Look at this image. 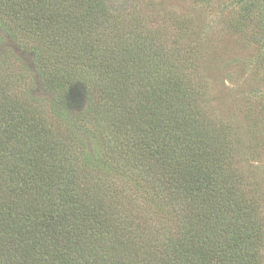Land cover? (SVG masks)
Masks as SVG:
<instances>
[{"label":"trees","instance_id":"obj_1","mask_svg":"<svg viewBox=\"0 0 264 264\" xmlns=\"http://www.w3.org/2000/svg\"><path fill=\"white\" fill-rule=\"evenodd\" d=\"M104 2L0 0L57 97L0 75V264H262L258 184L235 170L194 52L155 46L142 15L112 19ZM80 80L90 98L72 120L61 89Z\"/></svg>","mask_w":264,"mask_h":264},{"label":"rangeland","instance_id":"obj_2","mask_svg":"<svg viewBox=\"0 0 264 264\" xmlns=\"http://www.w3.org/2000/svg\"><path fill=\"white\" fill-rule=\"evenodd\" d=\"M104 1L112 19L125 16L127 11L142 15L143 33L151 30L158 34L153 36L155 46L165 41L192 49L208 85V100L203 104L218 124L230 126L238 146L235 170L244 178L254 174V183L258 184L255 194L263 206L264 0ZM37 56V50L11 39L0 22V61L5 62H0V75L12 72V68L23 70L32 78L29 95L49 104L57 97L42 84ZM61 91L66 100L64 115L73 120L87 108L88 89L80 80L66 84ZM83 137L89 139L87 135ZM150 213L153 215L151 210ZM261 255L264 264V246Z\"/></svg>","mask_w":264,"mask_h":264}]
</instances>
